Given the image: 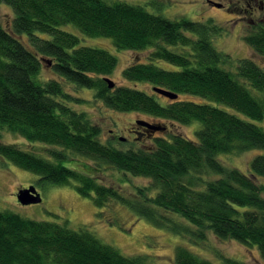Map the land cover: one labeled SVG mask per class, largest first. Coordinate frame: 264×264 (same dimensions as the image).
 Returning <instances> with one entry per match:
<instances>
[{"label": "trees", "instance_id": "16d2710c", "mask_svg": "<svg viewBox=\"0 0 264 264\" xmlns=\"http://www.w3.org/2000/svg\"><path fill=\"white\" fill-rule=\"evenodd\" d=\"M2 4L13 9L14 20L10 29L0 21V139L10 132L58 150L50 152L55 162L0 142L1 157L37 174L41 182L74 186L99 209L120 204L195 245L211 232L220 240L257 249L264 260V154L251 161L250 174L219 160L223 154L264 151V128L256 124L264 121V68L251 58L236 60L219 51L214 40L225 31L221 25L212 18L169 19L122 0H0ZM66 25L91 38L111 39L120 51L150 52L148 62L129 66L123 78L148 84L152 92L136 86L110 88L105 79L115 72L118 58L106 49L81 46L77 35L63 29ZM244 41L264 57V19L250 25ZM51 62L57 78L40 80L43 64ZM67 85L93 89L95 101L112 111L181 125L198 122L197 141L177 133L149 132L150 146L136 142L119 148L105 143L102 128L86 112L72 108L73 102L84 100L69 93ZM156 88L179 97L170 100ZM185 95L200 101L181 97ZM73 156L86 160L81 164L85 172L62 163ZM104 166L149 179L151 185L128 196L94 175ZM208 173L217 178L204 189L184 181ZM146 260L124 256L86 229L75 231L67 224L0 211V264H146ZM175 264L217 263L181 245ZM220 264L246 263L223 257Z\"/></svg>", "mask_w": 264, "mask_h": 264}, {"label": "rangeland", "instance_id": "374dc122", "mask_svg": "<svg viewBox=\"0 0 264 264\" xmlns=\"http://www.w3.org/2000/svg\"><path fill=\"white\" fill-rule=\"evenodd\" d=\"M133 5H142L155 14H160L169 19L186 17L193 21H205L210 18L224 28L221 37L214 40L215 47L234 59L251 58L264 68V57L257 55L244 41V37L252 23L264 19V0L261 2L248 0H122ZM215 4H222V8ZM252 11V12H251ZM14 20L13 9L2 4L0 6V21L4 27L10 29ZM64 30L74 33L81 40V46L106 49L118 58V66L115 72L107 76L115 82L116 86L138 87L147 92H152L148 84L133 83L123 78V71L136 63L148 62L150 52H134L118 50L111 39L91 38L72 25H66ZM28 43L26 37H23ZM158 66L176 70L165 62H158ZM51 63H44L40 80L56 79ZM67 91L84 102L71 104L72 108L79 112H86L94 124L102 128L103 142H112L119 148H128L130 144L150 146L152 141L147 135L134 139L130 132L137 128V121L144 120L152 124L161 125L164 130L156 132L161 136L165 133H177L186 136L190 140L197 141V132L201 128L200 123L181 125L176 122L154 119L139 113H120L107 109L101 102L94 99L93 89H77L75 85H67ZM189 100L200 101L193 96H181ZM166 103V99H161ZM256 124L264 128V121ZM125 140H121V139ZM0 142L16 145L20 149L35 153L43 158L56 162L51 150L57 147L38 142H30L27 139L10 133H3ZM264 154L263 150H251L242 155L223 154L219 160L229 168H237L245 174H250V163L258 155ZM86 161L81 157H71L62 162L66 167L85 172L81 164ZM92 164V163H91ZM93 167L96 165L93 164ZM101 183L122 190L128 196H135L138 188L151 185V181L145 178L133 177L109 167H100L94 174ZM217 178L213 174L203 177L188 176V182L195 188L204 189L206 183ZM34 188L41 198L39 203L22 205L17 198L21 189ZM8 210L24 218L35 221H50L67 226L75 231L88 230L104 244L117 249L127 257L144 256L146 264H175V253L178 246H185L203 259L217 264L223 257L232 258L246 264H264L260 253L255 248H246L234 240H220L213 233L207 232V240L195 245L188 238L172 233L170 230L160 228L140 218L125 206L112 204L103 209L95 206L89 198H84L77 192L74 186H56L41 182V177L29 171L18 168L8 160L0 156V211Z\"/></svg>", "mask_w": 264, "mask_h": 264}, {"label": "water", "instance_id": "95a60500", "mask_svg": "<svg viewBox=\"0 0 264 264\" xmlns=\"http://www.w3.org/2000/svg\"><path fill=\"white\" fill-rule=\"evenodd\" d=\"M216 7L218 8H222V4H215ZM105 81L109 84L110 88H114L115 87V82L112 81L109 78H106ZM155 91L157 93H159L160 95L170 99V100H177L178 99V95L175 93H172L170 91H166L163 89H158L156 88ZM137 125L139 127H143L145 129H147L148 132H151V134H155L156 132L159 131H163L164 128L161 125H157V124H152L150 122L144 121V120H138L137 121ZM121 140H125V139H121ZM18 201L22 204V205H30V204H35V203H39L41 201L40 196L38 195V193L36 192V190L34 188H27V189H21L18 192L17 195Z\"/></svg>", "mask_w": 264, "mask_h": 264}, {"label": "flooded vegetation", "instance_id": "af4514ba", "mask_svg": "<svg viewBox=\"0 0 264 264\" xmlns=\"http://www.w3.org/2000/svg\"><path fill=\"white\" fill-rule=\"evenodd\" d=\"M132 131L130 132V135L134 138V139H138L139 137L143 136V135H147L149 134V132L143 128V127H135L134 129H131Z\"/></svg>", "mask_w": 264, "mask_h": 264}]
</instances>
